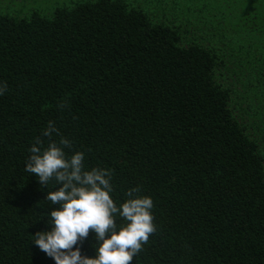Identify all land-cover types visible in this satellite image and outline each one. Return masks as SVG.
I'll return each instance as SVG.
<instances>
[{"label": "trees", "instance_id": "1", "mask_svg": "<svg viewBox=\"0 0 264 264\" xmlns=\"http://www.w3.org/2000/svg\"><path fill=\"white\" fill-rule=\"evenodd\" d=\"M169 8L0 15V264H55L33 243L55 188L25 171L49 120L86 169L113 172L117 205L133 187L153 200L157 230L132 264H264V0ZM95 247L92 232L79 244Z\"/></svg>", "mask_w": 264, "mask_h": 264}, {"label": "clouds", "instance_id": "2", "mask_svg": "<svg viewBox=\"0 0 264 264\" xmlns=\"http://www.w3.org/2000/svg\"><path fill=\"white\" fill-rule=\"evenodd\" d=\"M4 91L6 85H0V95ZM67 107L64 101L57 105L58 110ZM29 152L25 171L34 175L43 189L54 185L55 190L47 191L44 200L58 206L50 207L45 214L50 230L34 235L33 243L39 250L55 264H132L157 230L153 200L133 187L125 191L126 199L117 205L111 196L113 172L86 169L85 154L73 150V142L60 134L52 120L35 138ZM118 218L123 222L119 226ZM90 232L98 245L94 257L82 255L79 248Z\"/></svg>", "mask_w": 264, "mask_h": 264}, {"label": "rangeland", "instance_id": "3", "mask_svg": "<svg viewBox=\"0 0 264 264\" xmlns=\"http://www.w3.org/2000/svg\"><path fill=\"white\" fill-rule=\"evenodd\" d=\"M83 0H0V15L12 17H28L33 12L49 15L54 9L70 5ZM134 8H138L146 13L150 18L157 20H167L172 17L171 8L167 10V5L172 0H123Z\"/></svg>", "mask_w": 264, "mask_h": 264}]
</instances>
